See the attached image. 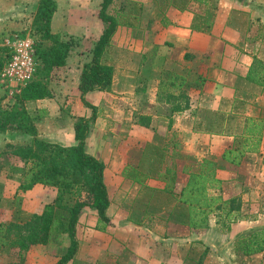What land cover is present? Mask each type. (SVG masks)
I'll use <instances>...</instances> for the list:
<instances>
[{"label":"crops","instance_id":"1","mask_svg":"<svg viewBox=\"0 0 264 264\" xmlns=\"http://www.w3.org/2000/svg\"><path fill=\"white\" fill-rule=\"evenodd\" d=\"M89 1L79 0L82 13L57 5L51 21L54 34L66 33L79 44L71 49L65 67L68 72L72 69L77 79L82 118L89 114L77 88L81 68L88 62L85 47L96 42L102 31L100 20L92 23L85 13ZM117 2L128 8L121 11L120 5L110 14L120 23L103 57L114 69L112 83L108 91L85 96L98 113L85 139V150L104 167L110 200L106 214L111 210L115 190L129 191L132 196L140 188L133 182L136 178H146L144 184L154 192L167 194L170 179L181 186L180 181L204 160L216 163L222 195L227 187L236 188L242 191L240 200L246 210L248 205L254 208L264 192V129L257 153H245L236 165L222 159L224 152L234 147L236 115L264 118V87L245 78L251 67L247 57L250 45L244 40L239 48L230 42L232 28L227 17L221 20L219 13L209 28H204L203 5L197 3H189L183 11L169 7L161 13L152 0H114ZM238 3L250 21L248 9L252 4L247 0ZM60 18L66 22L58 27ZM72 18L79 20L77 32L72 31ZM259 60L264 66V59ZM206 110L210 115L203 114ZM72 129L68 128L70 137ZM132 152L138 156L136 161L130 160ZM111 176L117 182L114 187L108 183ZM158 211V216L137 223L145 246H130L136 261L125 258L133 260L131 264H185L191 243L208 244L212 240L208 230H192L168 218L165 206ZM258 217H264V208L258 209ZM214 226L208 220L207 227ZM248 258L263 264L264 252Z\"/></svg>","mask_w":264,"mask_h":264},{"label":"rangeland","instance_id":"2","mask_svg":"<svg viewBox=\"0 0 264 264\" xmlns=\"http://www.w3.org/2000/svg\"><path fill=\"white\" fill-rule=\"evenodd\" d=\"M38 1L0 0V46L8 47L7 43L14 39L28 38L33 43L35 59V48L39 45H47V43L37 40V37L33 36L31 29ZM101 1L90 0L86 5L87 9L85 13L89 14V21L92 23L99 19L98 12ZM247 1L252 4L249 5V9L247 8L250 21L247 20V12L243 10V5L238 3L239 0H213L212 3L202 6L201 13H203L202 22L204 28H209L218 13L221 15V20L227 17V23L232 28L229 36L230 42H233L239 48L242 46L244 40L248 42L250 45L248 49L250 51L247 52V57L250 58L252 66L254 58L256 60L264 59V0ZM55 3L56 7L59 5L61 9H71V12L75 10L74 13H82L83 11L79 0H55ZM154 3L158 5L156 2ZM120 5L118 2L114 3L113 0V3L107 8V12L113 14ZM126 8L128 6L124 8L121 5L120 10L125 11ZM133 10L139 11L137 7H134ZM62 17H66V15ZM57 21V25L60 27L66 22V19L60 18ZM72 21V31L77 32L80 27L78 25L79 20L72 18ZM206 22H209V25ZM56 34L62 40L70 43L73 50L79 45L76 38L70 37L66 33ZM91 35L94 36L92 32ZM92 43L90 42V45L85 47V59H91L95 42ZM80 51L82 50L80 49ZM232 52L234 55L237 54L235 50H232ZM238 56L240 57V55ZM68 70L64 67L58 79L50 80L49 89L51 91V98L41 100L40 103L37 101L34 103H23L20 107L25 109L30 117H32L38 138L64 146L74 144L73 129L71 131L72 137H70L68 128H73L75 121L78 118H82V111L76 95L77 79H74L73 70L71 69L69 72ZM75 70H78V67ZM29 80L21 84L13 83L3 78L1 71L0 106L6 110L17 108L18 105L15 103L14 96L18 94L20 89ZM203 112V114L210 115L207 110ZM88 116H90V110ZM241 117L242 115H239L235 119L237 123L235 133L241 132L240 128L243 126L239 124L243 121ZM30 142V136L19 132L0 136V153L8 151L4 147L5 144L15 146L26 145ZM130 155L132 157L130 160H137L138 156L136 154L134 155L132 152ZM20 164V161L9 155H0V222L5 224L11 222L23 224L34 214H40L43 208L48 204H52L57 197L56 188L46 187V185H41L42 187H35V185L26 192L19 191L20 172L18 168L21 167ZM140 173L143 176L142 172ZM133 182L140 185V188L137 191H133L132 196H130L129 191L122 192L119 188L111 196V210L108 215L106 214L109 219L108 223L99 221L95 210L89 208L82 210L76 225V238L79 243L78 251L67 264H131L134 262V259L136 261V256H133L131 253L130 246L134 249L145 246L141 237V230L139 231L140 228L137 227L138 222L142 221L143 223V220L145 222L146 218L150 216H158V210L162 206H165L168 210V218L174 221H183L184 217L179 216V214L180 211H183L181 208L184 206L181 205L180 207L179 203L169 197V193L178 195L187 179L180 181L182 182L181 186L175 184L176 181L170 179L168 181V195L166 193L154 192L152 188L144 184L146 182V178L144 177L136 178ZM108 183L113 187L117 185L113 176L109 178ZM221 186L222 182L220 183L219 190H210L209 193L213 195L218 194L223 200L231 201V203L225 206V211L215 210L207 217V222L211 220V223H214L215 226L212 229L205 227L197 231L205 232L208 230L213 238L208 244L191 243L187 257H190L194 261H200L198 264H258V260L249 259L239 251H236L235 243L238 237L264 228V217H261V219L258 217V209L260 207L264 208V192H262L260 202L254 208L248 205L247 211L245 206H243V201L240 200L242 191L227 187L226 191H224L225 195H222ZM179 187H182L180 191H178ZM229 209L232 211L231 215L236 216V220L230 223L227 221L226 216ZM254 215L257 218L252 219ZM246 217L250 218L248 219L249 221L246 220ZM68 247V238L66 234L62 233L57 242L44 246L30 247L24 253L22 264H55L60 256L65 254ZM125 257H133V260L130 261ZM17 260L15 249L0 251V264H12L16 263ZM185 264L194 263L193 261L188 262L186 260Z\"/></svg>","mask_w":264,"mask_h":264},{"label":"trees","instance_id":"3","mask_svg":"<svg viewBox=\"0 0 264 264\" xmlns=\"http://www.w3.org/2000/svg\"><path fill=\"white\" fill-rule=\"evenodd\" d=\"M158 3L159 11L164 13L169 7L183 11L191 2L206 5L210 0H153ZM113 0H102L98 18L102 31L95 42L91 59L84 63L78 83L79 99L83 107L90 110V116L78 118L73 125L74 144L67 146L48 142L38 138L33 119L28 112L20 108L23 103H34L51 98L49 82L58 79L71 51V45L51 31V21L56 11L55 0H39L31 29L37 40L47 45L35 48L36 66L31 79L14 96L17 108L6 110L0 106V134L19 132L31 137L26 145L5 144L0 155H9L21 162L19 167L20 183L18 190L26 192L35 185L53 187L57 197L52 204L46 205L40 214H34L28 221L21 223L0 222V251L15 249L17 262L22 264L24 253L32 246H44L57 242L61 234H66L69 247L55 264H67L76 255L79 247L76 238V225L84 208L95 210L99 221L108 223L106 210L110 204L103 180V165L85 150V139L91 124L97 118V111L85 99L90 92L108 91L112 83L114 69L103 58L110 40L120 25L117 17L110 15L107 8ZM209 25V22H206ZM11 51L0 46V72L9 62ZM246 80L264 87V66L254 58L247 71ZM237 114V113H236ZM236 115L235 118H238ZM241 132L236 133L234 147L222 155L224 161L238 164L245 153H257L259 150L264 118L242 116ZM218 132L217 134H219ZM216 163L204 160L197 170L190 173L187 182L178 195L169 193V197L184 206L179 216L181 222L192 230L207 227V217L215 210H226L231 201L223 200L220 195L210 194V190H219L220 179L216 178ZM185 208V209H184ZM226 213L227 221L236 220ZM234 218H233V217ZM235 250L250 257L264 252V228L237 238ZM188 256V255H187ZM186 256L188 262L194 261Z\"/></svg>","mask_w":264,"mask_h":264},{"label":"built area","instance_id":"4","mask_svg":"<svg viewBox=\"0 0 264 264\" xmlns=\"http://www.w3.org/2000/svg\"><path fill=\"white\" fill-rule=\"evenodd\" d=\"M7 46L11 58L3 67L2 76L13 83H24L31 78L36 66L33 43L28 38H18L8 42Z\"/></svg>","mask_w":264,"mask_h":264}]
</instances>
